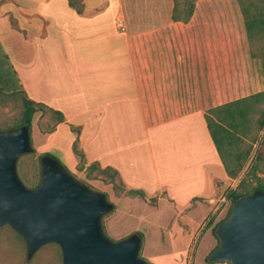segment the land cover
Returning <instances> with one entry per match:
<instances>
[{
    "label": "crops",
    "instance_id": "1",
    "mask_svg": "<svg viewBox=\"0 0 264 264\" xmlns=\"http://www.w3.org/2000/svg\"><path fill=\"white\" fill-rule=\"evenodd\" d=\"M73 3L0 0V43L23 90L64 116L46 136L74 134L66 152L76 142L88 167L116 174L121 200L213 208L217 186L232 178L206 115L264 92L239 1L196 0L187 23L173 19L175 0Z\"/></svg>",
    "mask_w": 264,
    "mask_h": 264
},
{
    "label": "water",
    "instance_id": "2",
    "mask_svg": "<svg viewBox=\"0 0 264 264\" xmlns=\"http://www.w3.org/2000/svg\"><path fill=\"white\" fill-rule=\"evenodd\" d=\"M34 152L30 127L0 132V227L25 242L28 259L47 245L61 250L62 264H149L140 257L141 237L112 241L102 219L114 204L71 176L60 161L41 158V180L27 188L18 174L20 158ZM219 246L211 263L264 264V190L233 203L216 229Z\"/></svg>",
    "mask_w": 264,
    "mask_h": 264
},
{
    "label": "rangeland",
    "instance_id": "3",
    "mask_svg": "<svg viewBox=\"0 0 264 264\" xmlns=\"http://www.w3.org/2000/svg\"><path fill=\"white\" fill-rule=\"evenodd\" d=\"M73 1L80 2V0ZM186 1L180 0L183 4L181 9L185 8ZM249 2L243 0L245 7L249 6ZM251 2L258 8L248 9L250 14L260 15V12L264 14V0H251ZM255 23H251L249 28L252 53L260 59L264 67V24L258 25L257 20ZM22 112V97H0V128L9 129L17 126L22 118ZM252 118L251 131L255 135L258 133L256 120L259 115ZM57 125L56 118L48 111L35 114L31 132L34 152L18 161V174L26 187H35L40 182L41 157L48 153L60 161L77 181L93 191L106 194L108 200L114 204L113 212L102 219L108 239L120 241L131 235H139L142 240L140 257L149 264H228L211 263L209 261L211 254L207 256L205 263L204 255L207 250L215 249L219 243L213 228L226 217L232 207L231 201L227 198L229 191L237 188L245 178L257 155L261 157L258 178L264 180V145L260 144L261 141L253 144L251 156L239 177L219 183L215 199L210 202L213 208L208 209L202 201H197L195 206H198V209L183 213L178 210L174 202H172L174 206H170V201L166 198L169 196L160 199V203H157L156 198L145 197L142 198L143 200L139 198L121 200L124 195L127 196L124 194L122 184L115 180L114 185H110L109 176L103 175L99 170L92 171L84 159L71 152L72 148L71 151L66 152L69 137L71 135L74 137V134L70 131H59L53 138L46 136L53 133ZM250 144L246 140L241 147L246 150L245 148ZM223 151L227 155L226 146L223 147ZM246 178L247 184L251 187L256 184V180L251 175ZM197 225H202L198 232H196ZM0 264H62V255L57 245H47L28 259L23 239L9 226H3L0 227Z\"/></svg>",
    "mask_w": 264,
    "mask_h": 264
},
{
    "label": "trees",
    "instance_id": "4",
    "mask_svg": "<svg viewBox=\"0 0 264 264\" xmlns=\"http://www.w3.org/2000/svg\"><path fill=\"white\" fill-rule=\"evenodd\" d=\"M195 1L196 0H187L184 3L185 8L181 9V6H183V4H181L180 0H175L173 19L175 21H181L184 23L189 22L194 14ZM238 1L242 8L248 37L251 42L249 31V28H251V23H255V20H257L258 25L261 24L262 26V24H264V14L262 12H260V15H255L254 13L250 14L248 9L258 8H256V5L253 4L251 0H248L250 1L248 3L249 6H247L248 8L245 7L243 0ZM69 2L70 5L74 4L73 0H69ZM3 96L22 97V118L19 120L17 126L9 129H18L25 125H28L30 127V132H32V123L35 114L45 111H48L54 118H56L57 124L64 122V116L62 115V113L51 110L47 106L36 103L27 97L20 83L18 74L11 63L10 58L8 57L3 46L0 43V97ZM256 115H259V118H257L256 120L258 133L253 135L251 131V124L253 120L252 117ZM206 120L211 137L214 141V144L228 176L232 179H237L241 172L244 170L246 162L251 156L253 144L261 141L260 144L264 145V92L225 104L217 108L210 109L208 111V114L206 115ZM9 129L0 128V132ZM246 140L251 144L248 148H245L246 150H244L241 146L244 142H246ZM224 145L226 146L227 155L223 151V147H225ZM73 150L82 159H84V155L78 150L76 142L73 145ZM45 155L49 154L47 153ZM49 156L53 157L52 155ZM53 158L56 159L55 157ZM260 161L261 157L257 155L253 159L251 166L245 174V178L241 180L237 188L229 191L227 198L231 201L232 205L240 198L249 195L256 190H264V180L258 178ZM89 168L92 171L99 170L103 175H107L110 177L109 183H115L116 174L110 172L109 170H102L97 164H92L91 166H89ZM64 169L68 171L65 167ZM249 175H251V177L256 180V184L252 187L250 186V184H247L246 177ZM39 183L35 187L27 188L34 189L39 185ZM127 193L134 196L139 195L141 197H144V194L139 191H129ZM231 209L232 207L228 211L226 217L218 222L213 228V233L215 236L217 227L220 223L228 218ZM18 236L22 238L19 234ZM218 246L219 243L217 247Z\"/></svg>",
    "mask_w": 264,
    "mask_h": 264
},
{
    "label": "built area",
    "instance_id": "5",
    "mask_svg": "<svg viewBox=\"0 0 264 264\" xmlns=\"http://www.w3.org/2000/svg\"><path fill=\"white\" fill-rule=\"evenodd\" d=\"M116 24L118 25V27L124 31L125 30V25H124V22L121 18H118L117 21H116Z\"/></svg>",
    "mask_w": 264,
    "mask_h": 264
}]
</instances>
